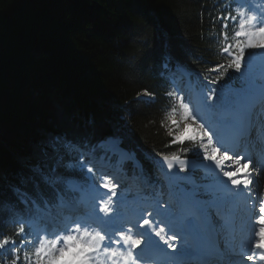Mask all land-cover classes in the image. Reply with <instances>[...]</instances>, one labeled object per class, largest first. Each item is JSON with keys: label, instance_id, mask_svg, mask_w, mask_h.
<instances>
[{"label": "trees", "instance_id": "obj_1", "mask_svg": "<svg viewBox=\"0 0 264 264\" xmlns=\"http://www.w3.org/2000/svg\"><path fill=\"white\" fill-rule=\"evenodd\" d=\"M232 1L0 0V239L19 247L22 199L53 203L71 193L67 183L86 186L79 155L100 152L102 140L120 139L153 178L149 158L195 155L194 142L173 143L168 71L180 64L220 84L235 79L221 50L238 28ZM33 247L20 248L18 264ZM12 258L0 250V264Z\"/></svg>", "mask_w": 264, "mask_h": 264}, {"label": "snow or ice", "instance_id": "obj_2", "mask_svg": "<svg viewBox=\"0 0 264 264\" xmlns=\"http://www.w3.org/2000/svg\"><path fill=\"white\" fill-rule=\"evenodd\" d=\"M224 27L227 28V25ZM222 36L225 41L229 40L226 31L222 33ZM231 41L226 43L221 50L224 53L232 52L234 58L228 66L240 71L246 49L264 48V17L258 18L256 15H251L247 19H241L238 22V28L233 31ZM211 71L218 72L219 69L216 68ZM168 94L172 95V93ZM180 108L183 110V120L195 121V116L192 114L189 104L185 103L182 98L180 99ZM175 111L176 107L173 106L172 112L174 113ZM169 119L170 123L175 126L176 134L173 143H183L185 140L198 143L199 149L203 150L204 158L212 161L215 167L220 170L222 175L233 186V189H229V191L235 190L238 192L243 189L247 193L257 183L258 178L264 177V168L257 171L251 158L239 153L230 155L227 149L221 151V147L214 146L213 134L207 131L203 125H200L199 128H193L192 124L189 123L181 128L175 119H171L170 116ZM173 131L170 130L169 135H173ZM210 147L211 151H209ZM163 159L169 161L167 166L171 169L173 167L171 161L178 160L179 157L164 156ZM183 167L184 165L181 162V168ZM88 171L91 173L92 169L89 168ZM93 179H95L94 176ZM101 180L102 183L98 187L106 190L108 199L98 202L97 210L104 213L109 220H112L114 208L111 200L117 195L116 190L120 185L113 183L112 179L108 177H101ZM152 215V212H146L142 222L138 223L136 227H147L157 237L163 239L162 234L165 233V229L160 227L159 224L154 225V222L148 218ZM74 223L75 227H66L62 232L53 231L38 235L32 253H25L26 264H104V262L97 259L99 254L112 258L111 264H120L117 258L123 259L124 264H138L137 256L133 254V249L144 245L145 238L151 235L150 232L146 231L133 235L132 228L119 230V240H116L115 243L121 244L123 242L124 245H127L128 250L125 253L111 247L112 241L106 231L93 228L89 224ZM157 228L159 229L158 231L156 230ZM23 233H25V229L20 227L17 234ZM26 235L23 242L31 243V241H27ZM253 236L255 239L251 241L249 253L243 254V260L250 262V264H256L258 258L261 264H264V198H261L254 208ZM176 238L175 235H172L165 239L164 242L167 244L169 239L175 240ZM169 247H172V245L169 244ZM0 250L13 253L10 264H18L20 261V256L18 255L20 248L17 247L16 241L10 237L3 236L0 239ZM256 250L259 251L257 252ZM66 257L68 258L66 259Z\"/></svg>", "mask_w": 264, "mask_h": 264}, {"label": "rangeland", "instance_id": "obj_3", "mask_svg": "<svg viewBox=\"0 0 264 264\" xmlns=\"http://www.w3.org/2000/svg\"><path fill=\"white\" fill-rule=\"evenodd\" d=\"M237 13L240 16V20L248 18L247 15L249 13L247 11H245V9L243 7L237 8ZM242 13H243V15H241ZM251 54H252L251 49H246L244 58H248V56H250ZM254 65L255 64L243 65V71H244L243 76L245 78L246 84L250 83L251 80L254 77L253 76L254 73L252 72V68H254ZM250 70H251V72H249ZM256 74L257 73H255L254 75H256ZM191 88H192V86L187 85L185 91H189ZM178 93H180V92L176 90L175 95H177ZM186 93L187 92H184V93L182 92V93H180L178 95L179 106H180V99L182 98L185 103L189 104V106L191 108V111H192V114L195 116V121H193V120H188V121L183 120L182 119L183 110H182L181 116L179 118H174V119L179 123L181 128L185 127L189 123L192 124L193 128H199L200 127V124H199L200 117L198 115V103H197V100H195V103H192V101L190 99H188V97L186 96ZM195 95H197V93L193 92L192 99L196 98ZM205 96H207V94H205ZM143 97L149 98L148 95L143 96ZM205 140H206V138H205ZM118 145H119L118 142H115V141H109V142H106V143H102V147H103V149L105 151L110 152L111 154H116L117 155L118 158H117V163H116L117 165L116 166H122L124 162H126V161H128L130 159V156H129V154H127L122 149H119ZM214 146H215V144H214ZM209 151H211V147L209 148ZM103 157H104V155L102 156V159H103ZM99 161H100V159H99ZM105 161L108 162L107 159H105ZM182 161L185 162V164H183L184 165L183 168H181V164H179L177 166V168L175 166H173L171 169H169L168 166H167L169 161H166L164 159L159 162V166L164 171H166L170 176L172 174H174V173H180L181 172V174H183L186 177V179H183L182 181H185V182L189 181L192 184V186H193V188H192L193 191H196V189H197L196 187L200 186V187H198L199 193L208 194V193L212 192L213 191L212 186L216 185L218 183V181L217 182L215 181L217 179H213V177H209V176H208L209 179H205V178H203V176H198L199 173H200V172L198 173V171H200V169H203V168H205V167H207V166H209L211 164H214L212 161L207 160V159L204 158L203 150L201 149L200 158H198L196 160H193V161H184V160H182ZM101 162H103V161H101ZM171 163H173V160L171 161ZM190 165H197V167H196V169L185 167V166H190ZM261 166H262V163H260L259 170H261ZM175 169H176V172H175ZM193 172L196 174L195 175L196 176V180H193V178L191 177ZM171 178H172V180H174L173 177H171ZM196 182H198V183L196 184ZM261 189H262V193H264V187L263 188L261 187ZM253 190H254V185L249 189V191L247 193L244 192V194L242 195V198L245 199V200L249 199V196L251 195V192ZM223 196L226 197L227 194H223L219 198H222ZM252 208H253L252 205H245L244 206V213L246 215H248L249 214L248 213L249 210L250 209L252 210ZM253 211H254V209H253ZM59 215H60V213H59V211H57L55 216L59 217ZM61 215L63 216V213ZM250 217H254V212L249 216V223H247L245 226L242 225L241 227H239L240 232L237 235V238H236L237 241L235 242L237 246H239L240 244H243L246 240H248L250 238L251 234H249V232L251 233V230L249 229V225L252 224V222L250 221ZM32 222H33V220H31V223ZM244 229H245V233H244ZM230 237H231V234H229L227 238L229 239ZM67 258L68 257H66V259ZM247 263H248V261H247Z\"/></svg>", "mask_w": 264, "mask_h": 264}, {"label": "bare ground", "instance_id": "obj_4", "mask_svg": "<svg viewBox=\"0 0 264 264\" xmlns=\"http://www.w3.org/2000/svg\"><path fill=\"white\" fill-rule=\"evenodd\" d=\"M254 15H256V16H259V14H254ZM251 52H252V54L250 55V57H257V55H259L260 54V57L261 58H264V48H255V49H251ZM252 105H254V104H252ZM253 107V106H252ZM256 109H257V106H254L253 107V110L254 111H256ZM238 112H235L234 114L236 115ZM206 126V125H205ZM214 129V127L213 126H206V130L207 131H210V130H213ZM226 132L228 133L229 131H228V129H226ZM260 132L259 131H257L256 132V134L257 135H255L256 137L258 136V134H259ZM254 136V137H255ZM215 146H217V147H221V151H224L225 150V148H224V144L222 143V142H218ZM263 149H264V145H263ZM259 156H260V154H259V152H257V151H255L254 153H252L251 154V156L249 157V158H251L252 160H253V162H254V167H255V169L257 170L258 168H259V164L261 163V160L259 159ZM183 163V162H182ZM264 163V162H263ZM173 166H175L176 168H177V166L179 165V164H181V162L180 161H177V160H174L173 161ZM185 167H188V168H193V169H196V167H197V165H190V166H185ZM207 169H209L210 171H214L215 172V174H217L218 175V181L221 183V184H223V186L222 187H220V186H216V187H214L213 188V190H215V192H217V193H220V192H222V191H224V190H226L227 191V193H233V195L234 194H237V193H239V192H241V190H239L238 192L237 191H235V190H233V191H229V189H233V186L231 185V184H229V185H225V184H227V183H230L228 180H227V178L226 177H224L223 175H222V173L220 172V170L218 169V168H216L215 167V165L214 164H211V165H209V166H207ZM176 170V169H175ZM175 178H177V179H181V178H183L182 176H180V175H178L177 177H175ZM261 187L263 188L264 187V177H260V178H258V180H257V183H255L254 184V190L251 192V195H250V199H249V202H250V204H252L253 206H254V208H255V205L259 202V200L261 199V198H264V193H262V189H261ZM232 200V199H231ZM238 202L240 203V211H238V213H237V218H239V220L241 221V223H246L247 222V218L249 217V215L248 216H246L245 214H244V212H243V209H244V205H247V200L245 201V200H243L242 198H239L238 199ZM224 205V204H223ZM224 207V206H223ZM226 207H227V204H226ZM239 214H240V217H239ZM251 218V217H250ZM254 218V217H253ZM220 230H226V228H225V226L223 225V224H221L220 225V228H219ZM169 238V236H165V239H168ZM255 239V237L253 236V230H252V234H251V239L249 240V242L246 244V246H244V247H237V249H234L232 246H229L227 249H226V253H228L229 254V256H228V259H230V256L232 255L231 253H243L244 251H246V249H248L249 248V246H250V244H251V241L252 240H254ZM220 244H218V247L219 248H221V246L223 245V244H225V242H223L222 241V243L221 242H219ZM233 244V243H232ZM231 245V244H230ZM220 253H223V252H220ZM236 264H247V263H242V262H236ZM248 264H250V263H248ZM256 264H261V262L259 261V260H257L256 261Z\"/></svg>", "mask_w": 264, "mask_h": 264}]
</instances>
